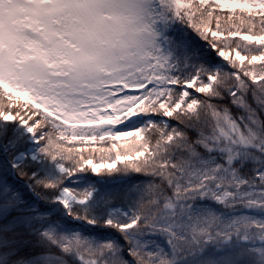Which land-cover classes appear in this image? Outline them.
<instances>
[{
	"label": "snow or ice",
	"instance_id": "snow-or-ice-1",
	"mask_svg": "<svg viewBox=\"0 0 264 264\" xmlns=\"http://www.w3.org/2000/svg\"><path fill=\"white\" fill-rule=\"evenodd\" d=\"M0 264H264V0H0Z\"/></svg>",
	"mask_w": 264,
	"mask_h": 264
}]
</instances>
